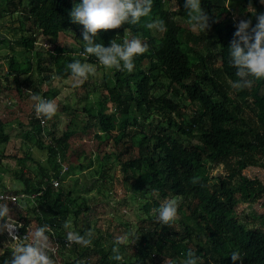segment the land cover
Listing matches in <instances>:
<instances>
[{
  "label": "trees",
  "instance_id": "16d2710c",
  "mask_svg": "<svg viewBox=\"0 0 264 264\" xmlns=\"http://www.w3.org/2000/svg\"><path fill=\"white\" fill-rule=\"evenodd\" d=\"M80 2L0 0V20L16 14V26L0 28L8 36H0V44L6 42L9 48L0 57L7 58L6 73L13 77L14 95L25 97L22 88L27 86L32 93L50 99L55 89H42L41 83L51 77L52 70L59 80L70 76L66 66L74 59L103 67L94 55H80L84 48L83 25L73 23L69 17L73 5ZM183 3L184 0H153L151 14L141 18L139 24L98 31L94 43L104 46H110L112 39L122 43L132 37L148 45L146 53L134 57L132 73L103 67L102 88L106 94L102 97L108 100L111 110H104L102 99L96 104L86 102L82 112L64 105L62 109L69 110L70 118L57 135L54 128L46 129L48 119L41 126L33 108L22 136L47 153L45 163L37 162L40 174L39 179L33 176V184L31 169L16 167L25 158H32L30 152L16 156L13 167L2 159L8 156L0 152V169L23 184L15 191L35 193L36 205L31 210L37 226L49 225L59 236L68 232L65 222L76 223L80 213L88 210L86 200L73 194L72 187L61 182L59 174L62 163L70 170L92 163L73 162L68 152V139L78 131L96 126L95 139L107 136L110 151L99 157L93 149L100 174L104 177V157L112 158L119 163L124 184L131 181L130 188L145 196L140 204L149 210L137 220L139 238L127 259L113 260L112 249L104 251L103 244L94 238L90 247L72 243L68 251L72 250L74 256L61 260L62 264H160L167 260L179 264L188 249L195 251L198 264H241L231 260L234 250L244 257L242 264H264V213L253 212L257 225L249 227L237 214L240 203L249 204L264 195V183L243 173L248 167H264V79L254 80L250 89L234 90L231 84L237 79L236 69L229 64L228 49L240 21L238 13L254 26L257 21L253 12H264V3L242 0L232 12L218 0H201V6L212 17L206 33L192 30ZM157 19L164 21L166 31L144 26ZM69 28L74 29V38L80 37L78 46L55 42ZM38 38L55 42L53 51H47L52 65L45 64L40 50H35ZM14 43L35 51L37 74H48L35 79L37 74L29 72L30 55L25 58V66L21 65L14 54ZM21 74L23 79H19ZM11 90L9 82L0 81V93L9 94ZM6 126L0 117L2 146L10 139ZM43 132L50 139L47 137V142ZM218 166L223 168V174L213 175V168ZM59 176L60 183L53 186L49 180ZM105 176L111 178L109 174ZM193 179L197 182L192 183ZM171 198L180 201L177 213L182 209V215L169 227L158 221L156 210ZM11 212L23 219L25 226L29 224V215L20 208L13 205ZM12 251L5 247L0 252V264L11 259ZM52 258L57 264L53 255Z\"/></svg>",
  "mask_w": 264,
  "mask_h": 264
},
{
  "label": "rangeland",
  "instance_id": "374dc122",
  "mask_svg": "<svg viewBox=\"0 0 264 264\" xmlns=\"http://www.w3.org/2000/svg\"><path fill=\"white\" fill-rule=\"evenodd\" d=\"M218 1L228 5L230 10L233 12L234 6H236L237 3L241 4L242 0ZM238 17L239 20H243L244 15L238 13ZM16 25L17 22L15 13L5 16L0 20V28H8ZM73 30L74 29L69 28L66 32H61L55 42L64 46H78V40L80 37L77 35L74 38L73 34H75V31ZM192 30L195 31L196 29L192 28ZM5 36L8 38L6 34ZM55 42L38 38L35 43V50H40V56L43 58V62L45 64L48 63L49 65H52L51 62H53V60L47 51H53ZM5 44L6 42L0 44V55H3L9 49ZM12 46L14 48L15 57L19 60V62H21V65L25 66V58L30 55L29 59L32 64L29 72L33 73L35 76V74H37L36 56L34 54L35 51L24 49L23 46L17 43H14ZM212 49L216 51L215 47ZM84 63L95 67L96 75L90 76L89 79L79 87L73 86L74 80L71 75L65 79L59 80L55 77L53 70L50 71L51 77L48 76V78H45V80L41 83L42 89H55V93H53L54 95L51 94V98L49 100H53L58 104V111L51 120H48V127H46V129L49 127L54 128L55 131L58 132L57 135L64 130L70 118L69 110L65 111V109H62L64 105L67 106L69 104V109L77 107L76 110L78 112H82L81 108L86 102L96 104L97 101L102 99L104 110H111V105L108 100H105V98L102 97L106 94V91L102 88L104 86L102 79L104 68L101 66L99 67L96 63ZM6 70L7 58L0 57V81L6 83L9 82L12 89L9 94L0 93V117L4 122H6L7 126L5 130L9 132L10 135V139L7 143L3 144V146L0 144V152L2 151L3 154L5 153L4 155L8 156L2 157V159L7 161L11 167L15 166L17 163L16 156H24L26 152H30L32 158H25L23 162L20 164L18 163L16 167L22 166L24 170H29L28 168H30L32 178L30 182L33 184L35 182L33 176L35 175L36 179H39L40 174L37 162L39 161L41 163H45L47 155L46 150L37 149L32 146L34 143H32L31 139L27 140L22 136L23 132L28 129L29 113H31L34 108V101L31 99V96L34 93H32L31 88L24 86L22 90L23 93L26 94L25 97L22 98L19 94L14 95L16 90L13 87V77L11 74H7ZM6 74L7 79L4 77ZM46 74H48L47 71L38 73L35 79H37L39 75ZM19 79H23V74L19 76ZM34 81L35 80H33V82ZM80 125L81 122H79L78 126ZM95 130H97L96 126L85 129L83 132L78 131L68 139V152L71 151L72 161L88 164L89 160H91L92 163H90L89 167L83 169L73 167V169L70 170L69 167L66 168L61 173V179L63 180H61V182L70 185L72 187L73 194L84 198L88 205V210L80 213L76 223H71L69 221L71 227L68 231H74L84 235L87 230L91 229L94 232V238H97V240H99V242H101L105 247L104 251H107L116 246L115 240L118 236L127 232H134L138 237L139 231L137 230V220L139 217L145 216V211L149 209L140 204L145 196L143 197L142 193L135 192L133 191V188H130L129 183H131V181L124 184L122 174L120 173L119 163L117 161L109 157H104L106 161V163H104V177L103 173L100 174V164L98 158L94 157V151L99 153V157H101L104 152L110 151L112 147L110 140L107 139V136H103L101 140L95 139L93 137ZM45 132H43L42 135L46 138L45 142H47ZM195 139L196 138H194V140ZM57 147L59 148V146ZM81 149L85 155L81 152ZM93 149L95 150L93 151ZM14 155L15 158L12 157ZM62 166H65V164H62ZM223 172L224 170L221 166L215 167L212 170L213 175L223 174ZM243 173L249 178L255 177L264 183V167H248L243 170ZM106 174H109L111 178H105ZM0 177L2 183L9 186L10 189L21 188L23 185L19 179L14 178L15 176L3 168L2 170L0 169ZM35 199L36 197L34 196V200ZM152 209L154 210L153 206ZM24 211H26L29 215V226L32 233L38 227L34 218L35 214L27 206L24 208ZM181 211L182 209H180V212L177 213V218L181 217ZM152 212L153 211L150 213ZM253 212L264 213V195L254 202L249 204L240 203L237 206L238 218H240L247 227L254 224L257 225V219L253 217L255 216ZM176 222H178V220ZM0 236V240H2L0 242V252H2L6 246L14 249L16 244L11 243L8 234L0 232ZM120 251L123 257L127 259L130 256V252L133 251V244L129 246L121 245ZM71 252L73 251L70 250L67 253L62 254L59 259L62 261L65 258L72 259L74 253ZM182 261L183 260H181L179 264H182ZM160 264H169V261L167 260L161 262Z\"/></svg>",
  "mask_w": 264,
  "mask_h": 264
},
{
  "label": "clouds",
  "instance_id": "9594fccd",
  "mask_svg": "<svg viewBox=\"0 0 264 264\" xmlns=\"http://www.w3.org/2000/svg\"><path fill=\"white\" fill-rule=\"evenodd\" d=\"M152 3L153 0H81L80 3L74 4L69 12V17L73 23L83 25L82 41L84 48L80 55L85 57L94 55L105 69L132 73L135 69L134 57L148 51L147 43L142 42L137 37H132L125 39L122 43H117L112 39L110 46H104L101 43H94V37L100 30H114L125 24H139L141 18L151 14ZM261 3H264V0H261ZM183 8L187 10V22L192 28L205 33L210 29L209 21L212 17L201 6V0H184ZM253 14L256 16V24L252 26L250 19L240 20L236 25L234 39L228 47L229 64L236 69L235 76L237 77L232 82L231 87L237 91L250 89L254 80L264 79V12L257 14L254 11ZM144 26L150 30H167L164 21L160 19L147 22ZM66 67L73 77L74 87H79L90 76L96 75V68L82 63L80 59H74ZM31 99L34 101V110L39 121L40 118L51 120L58 111V104L53 100L45 99L39 94H32ZM62 164L59 171L60 176L67 168L66 165L62 166ZM63 167H65L64 170H62ZM60 176L49 180L53 186H57L53 184V180H59ZM196 182V179L192 180V183ZM0 194H4L2 198L0 197V221H2L0 222V232L8 234L11 243L16 244L14 249L9 247L13 250L11 259L5 260L3 264H55L52 255L57 264H62L59 257L68 251L71 243L83 247L92 246L94 232L91 229L87 230L84 235L68 231L65 236L68 244H71L69 247H64L61 243L64 236H59L53 232L49 225L39 226L31 233L29 224L25 226L24 220L14 215L11 208L14 205L26 215L27 212L24 211V208L27 206L31 209L36 205L35 193L22 190L15 191V188L10 189L9 186L0 185ZM12 196H16V198L12 199ZM179 202L175 198L168 199L156 210L158 221L162 225L171 227L176 221ZM63 226L65 229L71 227L67 222ZM17 228L20 229V232H25L27 236L18 237L15 234ZM54 235L59 236V247L56 254H54L55 249L52 247L55 244ZM138 238L139 236L137 237L134 232H127L118 236L115 240L116 246L112 248V259L122 262L124 257L120 251V246L134 244ZM230 257L233 262L240 261L241 264L244 258L239 250L232 251ZM198 260L195 251L188 249L182 264H198Z\"/></svg>",
  "mask_w": 264,
  "mask_h": 264
},
{
  "label": "built area",
  "instance_id": "2783aa9c",
  "mask_svg": "<svg viewBox=\"0 0 264 264\" xmlns=\"http://www.w3.org/2000/svg\"><path fill=\"white\" fill-rule=\"evenodd\" d=\"M40 122H41V124H44L45 123V119L44 118H40ZM65 169V167L62 169V170H64ZM53 184L54 185H58L59 184V180L58 179H54L53 180ZM3 195L4 194H0V197L2 198L3 197ZM5 197H6V195H5ZM16 198V196H12V199H15ZM20 225H22L20 222H18ZM20 228V227H19ZM19 228H17L16 229V235L18 236V237H20V238H23L24 236H27V234L25 233V232H20V229ZM53 239L55 240V244L52 246L54 249H55V253L54 254H56L57 253V251H58V247H59V244H58V241H59V236H57V235H54L53 236ZM61 243L64 245V247H69L71 244H68V241L66 240V236H64L63 237V239H62V241H61Z\"/></svg>",
  "mask_w": 264,
  "mask_h": 264
},
{
  "label": "crops",
  "instance_id": "0c3cea01",
  "mask_svg": "<svg viewBox=\"0 0 264 264\" xmlns=\"http://www.w3.org/2000/svg\"><path fill=\"white\" fill-rule=\"evenodd\" d=\"M1 186L5 187V186H7V185H5V184H2ZM15 189H16V188H15Z\"/></svg>",
  "mask_w": 264,
  "mask_h": 264
},
{
  "label": "water",
  "instance_id": "95a60500",
  "mask_svg": "<svg viewBox=\"0 0 264 264\" xmlns=\"http://www.w3.org/2000/svg\"><path fill=\"white\" fill-rule=\"evenodd\" d=\"M0 35L4 36V34H3V33H1V32H0Z\"/></svg>",
  "mask_w": 264,
  "mask_h": 264
}]
</instances>
